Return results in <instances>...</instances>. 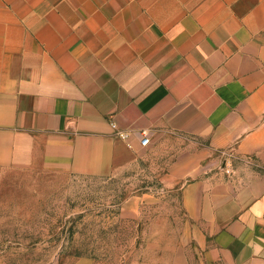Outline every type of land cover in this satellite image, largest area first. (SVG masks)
<instances>
[{"label":"crops","instance_id":"obj_1","mask_svg":"<svg viewBox=\"0 0 264 264\" xmlns=\"http://www.w3.org/2000/svg\"><path fill=\"white\" fill-rule=\"evenodd\" d=\"M143 128L206 142L170 168L204 264H264V0H0L1 167L106 175Z\"/></svg>","mask_w":264,"mask_h":264},{"label":"rangeland","instance_id":"obj_2","mask_svg":"<svg viewBox=\"0 0 264 264\" xmlns=\"http://www.w3.org/2000/svg\"><path fill=\"white\" fill-rule=\"evenodd\" d=\"M205 143L159 135L106 175L0 166V264H204L213 229L188 214L181 187L190 177L170 168Z\"/></svg>","mask_w":264,"mask_h":264},{"label":"built area","instance_id":"obj_3","mask_svg":"<svg viewBox=\"0 0 264 264\" xmlns=\"http://www.w3.org/2000/svg\"><path fill=\"white\" fill-rule=\"evenodd\" d=\"M140 133H141V135H140V138H139V145L140 146H146V145H148L149 142H150V133H149V130L146 129V128H143V129L140 130ZM116 135L119 136V137H121V138H123V137L126 136V133L123 132V131H116ZM230 166H231V163L225 162L223 160L222 167H223V169H224L225 172H230V170H231V167Z\"/></svg>","mask_w":264,"mask_h":264}]
</instances>
